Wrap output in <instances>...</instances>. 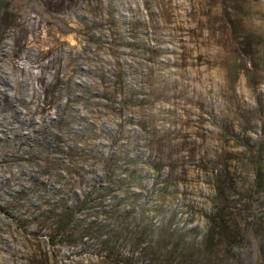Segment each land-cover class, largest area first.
I'll return each mask as SVG.
<instances>
[{"label": "rangeland", "instance_id": "rangeland-1", "mask_svg": "<svg viewBox=\"0 0 264 264\" xmlns=\"http://www.w3.org/2000/svg\"><path fill=\"white\" fill-rule=\"evenodd\" d=\"M0 71V264H264V0H0Z\"/></svg>", "mask_w": 264, "mask_h": 264}, {"label": "trees", "instance_id": "trees-1", "mask_svg": "<svg viewBox=\"0 0 264 264\" xmlns=\"http://www.w3.org/2000/svg\"><path fill=\"white\" fill-rule=\"evenodd\" d=\"M257 175L260 177V174L259 172L257 173ZM259 179V178H257ZM0 209H3L0 207ZM4 211V210H2ZM46 211H50V210H46ZM69 209L66 207L64 209V213L66 214H69ZM72 228V229H70ZM73 230L74 229V226H72V224L68 223V224H65L62 226V230L63 232H66L68 230ZM141 233L143 235H145V230L141 231ZM35 235H39V232H34ZM213 234H208L207 235V242L209 243V246H208V252L209 254H212L215 249H216V244L212 243V240H213ZM264 241V238H261V243H259V247H258V250L261 253L264 252V245L262 244V242ZM110 258L111 261L115 262V263H118V264H134L135 262V256H134V253L133 254H125V255H117V256H114V257H110V255L108 256Z\"/></svg>", "mask_w": 264, "mask_h": 264}, {"label": "bare ground", "instance_id": "bare-ground-1", "mask_svg": "<svg viewBox=\"0 0 264 264\" xmlns=\"http://www.w3.org/2000/svg\"><path fill=\"white\" fill-rule=\"evenodd\" d=\"M1 72V71H0Z\"/></svg>", "mask_w": 264, "mask_h": 264}]
</instances>
